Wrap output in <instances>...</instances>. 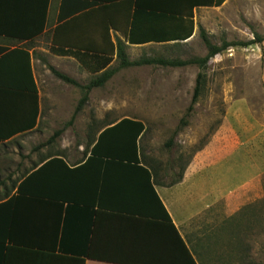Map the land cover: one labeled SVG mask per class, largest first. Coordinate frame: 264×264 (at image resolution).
Wrapping results in <instances>:
<instances>
[{
	"label": "rangeland",
	"instance_id": "1",
	"mask_svg": "<svg viewBox=\"0 0 264 264\" xmlns=\"http://www.w3.org/2000/svg\"><path fill=\"white\" fill-rule=\"evenodd\" d=\"M197 22L216 46L250 42L255 34L264 38V0H230L200 14ZM126 53L131 62L185 61L202 58L207 50L197 29L185 44L128 48ZM47 64L80 85L95 77L75 61L48 56ZM109 67H118L115 56ZM45 70H39L38 80L43 116L52 122L49 137L70 120L81 92ZM199 72L194 65L119 70L89 93L60 144L87 147L82 136L87 130L123 118L140 120L145 127L142 161L160 172L164 184L176 182L182 172V180L186 177L172 195L171 212L179 225L187 217L181 232L191 251L198 247L197 262L264 264V43L229 48L211 59L200 97L185 117ZM182 118L187 124L179 129Z\"/></svg>",
	"mask_w": 264,
	"mask_h": 264
},
{
	"label": "crops",
	"instance_id": "2",
	"mask_svg": "<svg viewBox=\"0 0 264 264\" xmlns=\"http://www.w3.org/2000/svg\"><path fill=\"white\" fill-rule=\"evenodd\" d=\"M222 1L0 0V264H115L80 256L85 252L90 219L95 224L87 247L94 252L115 254L134 249L137 241L129 233H144L136 229V222L145 224L138 216L133 220L112 216L123 207L147 211L150 191L144 173L134 165L87 161L103 127L82 134L85 140L92 139L91 146H62L59 140L67 133L65 129L53 144L41 147L53 134L46 136L52 122L43 116L39 70L46 69V73L48 66L54 68L47 64L48 56L82 66L75 58L52 51L109 56L117 42L127 50L185 44L201 27L198 16L222 8L230 0ZM189 33L185 41L171 40ZM54 159L68 169L81 170L71 173L63 164L51 162ZM47 163L41 175L18 193L26 179ZM139 167L151 174L155 193L190 250L181 232L187 217L179 225L171 212L172 195L186 184V177L168 186L161 182L160 172L142 160ZM105 180L103 201L116 208L103 212L81 206L88 189ZM194 250L190 253L199 264Z\"/></svg>",
	"mask_w": 264,
	"mask_h": 264
},
{
	"label": "trees",
	"instance_id": "3",
	"mask_svg": "<svg viewBox=\"0 0 264 264\" xmlns=\"http://www.w3.org/2000/svg\"><path fill=\"white\" fill-rule=\"evenodd\" d=\"M199 34L207 50L206 55L202 58L194 57L185 61L147 59L131 62L127 57V46L120 42H117L114 54L112 53L109 56L80 52H74L70 54L69 51L65 52L60 50L52 51L59 56H71L75 58L88 72H90L95 77L91 79L86 85H80L72 78L48 66L50 73L56 79L60 80L66 85H70L79 89L81 92V98L79 99L70 120L64 124L62 129L55 131L53 135L46 141V143L41 145V147L53 144L65 129L71 127L75 121L76 116L87 104L89 93L93 89L102 88L119 70L127 69L130 67H139L142 65H158L162 67H185L191 65L197 66L200 72L196 78L191 102L186 110V117L192 112L193 107L200 97L202 87L205 83L203 72L205 71L208 62L211 59L229 48H245L251 45H262L264 43V38H261L259 35L255 34L254 40L250 42H223L221 45L216 46L210 43V41L206 37L205 31L202 28H199ZM177 37L178 36H176V38ZM188 38H190V33L189 35H187V37L182 38L180 36V38L178 39L171 40L179 42L185 41ZM131 42H133V40H130V43ZM114 56L116 60H118V67L110 68L109 66ZM186 124V120L182 118L179 122V129L186 126ZM103 128L104 130L99 134L94 144L91 138L88 139L87 146H91L92 144L93 146L91 148L90 156L87 161H102L104 163L119 162L120 164L134 165L144 173L146 177L147 187L150 191V197H147V211L134 212L133 210L123 207V211H120L118 209V211H116L118 213L112 215L113 217L121 216L125 218H131L132 220L136 216H138L137 218H140L141 221H145V224L142 225L140 224V222H136V229H143L144 233H129L131 240L137 241L135 242L136 246L134 249H129L127 251L118 252L115 254L108 253V251L104 250L94 252L91 248L88 249L87 247V244H90L89 236L90 233H92L91 227L95 224L94 219H90L88 222V228L86 229V248H84L85 252L80 256L115 264H196L190 253V250L187 248L185 242L179 235L177 229L171 221L170 216L168 215L163 204L155 193L153 184L151 182V174L147 169L139 167L142 158L138 146V140L143 136V133L145 131L144 124L136 120L124 118L115 125H105ZM53 161L63 164L67 171L71 173H75L81 170V167H78L76 169H68L66 165L58 159H54L51 162ZM48 165V163L44 165L41 168L40 172H38L36 175L33 176L32 174L30 177H28L24 184H22V186L18 189V193H23V189L31 183L34 177H39V175H41L42 171L46 167H48ZM84 165L83 167H85ZM181 175L182 174L179 175V179L176 182L170 183L168 186H173L180 182L182 178ZM105 187L107 188L106 180L105 184L102 181V183L100 182L97 186H94L93 189L89 188L87 191V195L84 196V199L81 198L79 204H81V206H83L84 208L92 209L95 207L98 210H103V212H107L104 211L107 209L114 210L116 208L115 206L108 204L107 201H103V196L107 192L105 191ZM87 199H90V202H83ZM75 200L76 199L73 198V202H75ZM8 205L9 204L5 206L8 207ZM125 234L126 233H124V235Z\"/></svg>",
	"mask_w": 264,
	"mask_h": 264
}]
</instances>
